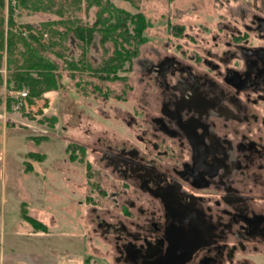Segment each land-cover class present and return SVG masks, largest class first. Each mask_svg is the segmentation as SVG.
<instances>
[{"label": "flooded vegetation", "instance_id": "af4514ba", "mask_svg": "<svg viewBox=\"0 0 264 264\" xmlns=\"http://www.w3.org/2000/svg\"><path fill=\"white\" fill-rule=\"evenodd\" d=\"M229 29L138 61L133 140L96 137L119 182L115 209L92 207L110 264H253L264 249V15Z\"/></svg>", "mask_w": 264, "mask_h": 264}, {"label": "rangeland", "instance_id": "374dc122", "mask_svg": "<svg viewBox=\"0 0 264 264\" xmlns=\"http://www.w3.org/2000/svg\"><path fill=\"white\" fill-rule=\"evenodd\" d=\"M41 1L39 4L47 6V10L25 8L12 0L17 6L15 19L19 23L33 24L63 20L64 23L57 28L65 30L60 45L65 59H57L60 63L58 86L37 97L29 96L23 88H0V99L3 102L9 99L8 107L0 103V236L3 257L12 260L16 252L30 249L39 257L48 256L53 261H64L69 257L79 260L80 264H110L105 253L108 244L99 237L96 211H92V207L96 210L105 206L115 209L110 193L114 187H119V182L103 168L91 148L95 146L97 136L112 142L126 138L133 140L136 125L127 126L122 119L126 112H139L137 105L142 83L138 81V61L152 58L159 52L210 47L214 44L212 35L219 39L227 37L231 32L229 28L234 24L240 26V19L248 10L264 15V0H102L104 5L111 2L131 13L142 12L150 22L143 33L145 42L131 61L116 71L118 77L114 79H101L99 76L103 73L94 69L111 53L112 44L103 45L99 33L90 43L83 44L67 27L77 23L91 25L97 6L89 5L86 0ZM5 2L7 6V0ZM65 60L76 62L80 69H68ZM2 74H6V69ZM17 91L26 92L19 108L14 106L10 96ZM51 117L56 121L51 123L48 119ZM69 143L85 147L82 161L69 158ZM28 152L44 154L45 157L38 161ZM26 160L35 161L37 169L41 171V165L47 173L45 177H37L35 185L23 178L24 172L30 171L27 169L30 163ZM26 175L31 176L30 173ZM15 178L21 180L20 185L15 183ZM21 202L26 203L31 215H35L34 210L41 209L37 216H32L49 224L45 231L33 230L22 219ZM244 254L253 264H264L263 248ZM46 264H50L49 261Z\"/></svg>", "mask_w": 264, "mask_h": 264}, {"label": "trees", "instance_id": "16d2710c", "mask_svg": "<svg viewBox=\"0 0 264 264\" xmlns=\"http://www.w3.org/2000/svg\"><path fill=\"white\" fill-rule=\"evenodd\" d=\"M12 0H0V68L5 59L6 74L0 71V88L26 89L31 97H37L45 90L58 86V68L60 63L57 59H65V53L60 48L62 35L65 30L57 28L62 25V20H44L38 24L19 23L15 19L16 4ZM31 1V4H27ZM89 5L97 6L95 20L91 25L73 24L70 27L72 34L83 44H88L96 33H99L100 42L112 44L111 53L104 59L103 63L94 68L100 72L101 79L117 78L116 71L130 62L132 57L138 53L139 46L145 42L144 30L149 26V21L142 12L131 13L121 7L102 4V0H86ZM22 7L39 10H47V6L41 7V0H15ZM6 12H5V11ZM61 15L62 12L58 11ZM181 28V27H180ZM178 31L180 29H177ZM47 37V39L45 38ZM70 70H78L79 65L74 61H64ZM9 99L6 98L5 105L8 107ZM2 100L0 99V103ZM51 123L55 118H48ZM45 139V137H40ZM40 141V140H39ZM71 154V160H83L85 147L76 143L67 146ZM79 152V153H78ZM77 153L80 155L78 156ZM35 160H43L44 154L28 152ZM87 165L89 163L87 162ZM31 165L27 164V169ZM20 215L22 219L31 225L33 230L45 231L47 226L42 221L33 217L25 202L20 203ZM88 258L85 259L87 261ZM88 264V263H87Z\"/></svg>", "mask_w": 264, "mask_h": 264}, {"label": "crops", "instance_id": "0c3cea01", "mask_svg": "<svg viewBox=\"0 0 264 264\" xmlns=\"http://www.w3.org/2000/svg\"><path fill=\"white\" fill-rule=\"evenodd\" d=\"M4 69L3 70H5V59H3V66H2ZM1 67V68H2ZM3 70L2 69H0V71L3 73ZM3 76L5 77V74H3ZM4 87V89H6L5 88V86H3ZM6 95H4V97H5ZM5 100V99H4ZM5 105V102H3L2 101V103H1V105ZM1 107V106H0ZM2 108V107H1ZM21 160H22V162H23V160H25L23 157L21 158ZM26 161H28L29 163H30V165H31V169L29 168V170L30 171H27V172H24V174H23V178L24 179H27V180H29V181H31V182H33L32 184L33 185H35L34 184V182H35V179H37V177H45L46 175H47V173H45L44 171L45 170H43V168L44 167H42L41 165H40V169H41V171H39L38 169H37V166H36V164L37 163H35V161H31V160H26ZM41 163V162H40ZM25 164H27V162L25 163ZM28 173H30L31 174V176H27L26 174H28ZM32 176H34V177H32ZM14 181H15V183H17L18 185H20L21 184V180L19 179V178H15L14 179ZM1 194V193H0ZM2 205V204H1ZM1 210H2V206H1ZM39 210H41L40 208L37 210H34V214L37 216V213H39V212H41V211H39ZM43 214V216H44V214L45 213H42ZM33 215V214H32ZM35 215H33V216H35ZM47 226L49 225V224H47V223H45ZM2 242H1V236H0V264H46V262L47 261H49V263L50 264H80L79 262V260H74V259H71V258H66L64 261H63V259H56L57 261H53V259H50L48 256H44L45 258H41V257H39L38 256V253H35V252H32V251H30V249H26V250H22V251H19V252H16L15 253V258L14 259H12V260H9V259H5L4 257H3V251H2V249H3V247H2V244H1ZM12 254V253H11ZM36 255L38 256V257H36ZM9 260V261H8Z\"/></svg>", "mask_w": 264, "mask_h": 264}, {"label": "built area", "instance_id": "2783aa9c", "mask_svg": "<svg viewBox=\"0 0 264 264\" xmlns=\"http://www.w3.org/2000/svg\"><path fill=\"white\" fill-rule=\"evenodd\" d=\"M25 95H26V92H24V91H21V92L17 91L16 94L10 95L11 98H12V102H13V104H14V106H15L16 108H19V107H20V105L22 104L21 99H22Z\"/></svg>", "mask_w": 264, "mask_h": 264}]
</instances>
